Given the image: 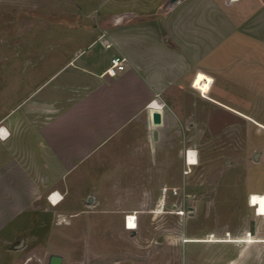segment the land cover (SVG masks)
Segmentation results:
<instances>
[{
  "label": "rangeland",
  "instance_id": "374dc122",
  "mask_svg": "<svg viewBox=\"0 0 264 264\" xmlns=\"http://www.w3.org/2000/svg\"><path fill=\"white\" fill-rule=\"evenodd\" d=\"M123 1L146 10L126 23L97 20L96 0H0V127L9 131L0 138V264H48L52 253L63 264H96L97 210L116 202L146 209L163 252L177 240L186 264H264V240L255 241L264 218L249 205L264 193V39L254 37V4L181 0L153 14L159 0ZM124 26L157 33L177 56L148 53L147 68L112 77L115 94H81L77 54L90 51L100 28ZM151 106L162 112L158 126ZM108 121L125 127L108 139L84 133ZM92 137L98 149L81 153L80 140ZM189 151L196 164L186 163Z\"/></svg>",
  "mask_w": 264,
  "mask_h": 264
},
{
  "label": "crops",
  "instance_id": "0c3cea01",
  "mask_svg": "<svg viewBox=\"0 0 264 264\" xmlns=\"http://www.w3.org/2000/svg\"><path fill=\"white\" fill-rule=\"evenodd\" d=\"M167 1L169 0H159V3H157L155 6L153 5L154 12L152 13L153 14L156 13V7H158L161 11L163 10V12L167 11L169 8H170L169 10H172V8L175 7V5L181 2V0H172L170 2ZM249 1L251 2L250 6L254 4V37L257 39H264V0H249ZM126 2L127 1H123L124 4L122 7L119 5L120 3H117V0H96V3L94 4V7L97 11L96 19L100 21L106 18H110L114 22L125 21L126 23H128L130 21H133L134 19L133 17L137 13L142 14L143 11L146 10V9H142L138 11V9L135 6L132 5L130 6ZM144 13L145 15L146 14L148 15L147 12ZM157 17L156 16L149 17V18H144V20L142 19L141 20L143 22L149 23L156 20ZM205 20L206 19L204 18V21ZM101 29L102 28H100V30L97 32V36H96L97 38H95V40L90 44L89 46L90 51L88 52L85 50L80 51L79 54H77L76 56L77 65L81 68L80 72L81 74H83L82 77L83 82H81L79 87L81 94L92 93L94 92L92 91L93 88L94 90L95 89L99 90L98 92L100 96L102 95V91L104 90H106L105 93L110 92L111 94L112 93L115 94V89H107L109 88L108 85L112 84V82H115V79L112 78L113 76L103 74V70L108 65L110 57L114 54H122L126 57L127 62L124 70L128 69L131 73L139 72L147 68L148 57H149L148 53L150 54L155 53L156 55V52L158 50L164 49L171 54V57H174L175 55L177 56L176 53L177 52L176 50L178 49L177 46L171 44L169 45L167 43L161 42L157 38V33H154L153 31H151L150 34H145L143 36L141 33L138 35L135 32H132L130 28L126 29L125 26L124 29L122 28L123 31L121 33L119 31L115 33L113 32L109 33V31L106 30L108 29V27L103 28V30ZM203 29H204L203 31L204 37L212 36L209 30L207 29L205 30V28ZM206 32H208V35ZM219 33L222 34L223 37L228 35L227 32H225L224 34L221 28L219 29ZM106 42H110L111 46L106 47L105 46ZM98 43L101 46L99 47V49H97L96 53H93L92 48ZM110 48H112L113 50L109 52L108 49ZM85 54H87V56L83 57ZM95 54L97 56L96 59L99 64H97L96 67L91 68L95 62V57H94ZM91 55L93 56L90 57ZM155 57L158 58L157 56ZM189 57L192 58L191 55H189ZM208 64L206 63L205 67H208ZM183 68L184 70L186 69L185 67ZM201 69L203 70L208 69L212 73L219 75L218 71L216 70H212L210 68H206V69L201 68ZM86 70L87 71L90 70L93 72L91 73V75H87V73H85ZM104 76H108V77H104ZM155 78L159 79L157 76H155ZM161 78L162 76H160V79ZM163 83H164L163 81L162 82L160 81V84ZM110 93H108L109 96L111 95ZM145 109L146 106L142 110V113L144 112ZM122 111L125 112L126 110L123 109ZM149 115H150L149 116L150 122L154 126L155 124L151 120L150 111H149ZM116 117H118V115ZM123 117H125V113L122 115V118ZM1 127L5 128L7 130V133L9 134V131L5 126H1ZM104 127H105L104 130L99 131L87 125L84 133L98 135L99 132H106L109 133V136L107 137L108 139L111 135L115 134V132H117L120 128L125 126H121L120 124L117 125L115 121H113L112 123L108 121V123L104 125ZM99 145L100 142L97 137L96 138L92 137L89 141L86 138H83L80 140V145L78 149L81 151V153H83V151L91 152L95 149H98ZM87 152L82 154L81 158L87 156L88 155ZM142 213H144V215H142ZM146 213H147L146 209L139 210L136 207L124 206L119 202H116L114 206L107 207V209L97 210L98 221L95 223V225L92 226V230H93L92 248L97 253L95 255V257L97 258L96 264H186L187 254L185 255L183 253H181V255L179 254L177 240L171 241V244L169 245L170 248L169 253L165 254L163 252L162 246H160L161 237L156 238L154 236L155 230L158 226L152 221H150V219L147 220L144 217ZM126 214L136 215L135 228L128 227L127 218L125 216ZM133 215H128V216H133ZM141 219H143L144 221L141 222ZM142 226L144 227L145 230H148L147 235L144 237H142L140 234L141 233L140 228ZM187 239L188 242L200 240V239H189V238ZM228 240H230L231 242H240L238 240L233 241L231 239H223V240L206 239L204 241H228ZM263 240L264 239H258L255 241H263ZM187 241H185V243L183 244L184 246H186ZM248 241L254 242V240L251 239H247V240L245 239L244 241L241 242L251 243ZM128 246L129 248H127ZM110 250L117 252V254L115 253L112 256L104 257L103 252ZM63 262L64 259L62 257V264Z\"/></svg>",
  "mask_w": 264,
  "mask_h": 264
},
{
  "label": "bare ground",
  "instance_id": "6f19581e",
  "mask_svg": "<svg viewBox=\"0 0 264 264\" xmlns=\"http://www.w3.org/2000/svg\"><path fill=\"white\" fill-rule=\"evenodd\" d=\"M154 110L161 111L159 107L151 106L150 107L151 116H152V112ZM0 137H1V139H4V138L8 137V133H7V130L5 128H0ZM196 162L197 161H196L195 154L193 152L189 151L187 156H186V163L189 164V165H192V164H196ZM49 197H50L49 199L51 200V202L53 204H57L58 201L61 198V195H59L56 192H52ZM249 204H250V206H252L254 208V212L256 213V215L261 216V217L264 218V193H252L249 196ZM135 221H136L135 220V216H127V225H128V227L135 228V226H136V222ZM248 242H251V241H248Z\"/></svg>",
  "mask_w": 264,
  "mask_h": 264
},
{
  "label": "built area",
  "instance_id": "2783aa9c",
  "mask_svg": "<svg viewBox=\"0 0 264 264\" xmlns=\"http://www.w3.org/2000/svg\"><path fill=\"white\" fill-rule=\"evenodd\" d=\"M106 47L111 46L110 42L105 43ZM127 59L122 54H114L110 57L109 63L106 68L103 70V74L114 76L117 73L123 71L126 66ZM128 216V214H126Z\"/></svg>",
  "mask_w": 264,
  "mask_h": 264
},
{
  "label": "water",
  "instance_id": "95a60500",
  "mask_svg": "<svg viewBox=\"0 0 264 264\" xmlns=\"http://www.w3.org/2000/svg\"><path fill=\"white\" fill-rule=\"evenodd\" d=\"M172 0H169L167 2H170ZM151 119H152V122L157 126L159 124H162V120H163V116H162V113L161 111L159 110H154L152 112V116H151ZM158 135H159V131H158V128L155 127L153 129V139L154 140H157L158 139ZM88 201H92V198L91 196H88L87 198ZM134 232V231H133ZM20 244H18L19 246ZM48 264H62V256L59 255V254H55V253H52L49 255V259H48Z\"/></svg>",
  "mask_w": 264,
  "mask_h": 264
}]
</instances>
